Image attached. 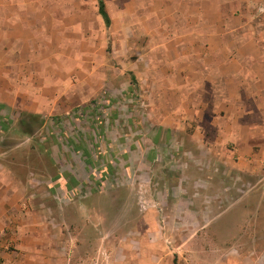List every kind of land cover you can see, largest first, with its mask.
<instances>
[{
  "label": "crops",
  "instance_id": "crops-1",
  "mask_svg": "<svg viewBox=\"0 0 264 264\" xmlns=\"http://www.w3.org/2000/svg\"><path fill=\"white\" fill-rule=\"evenodd\" d=\"M102 1L106 14L100 0H0V130L102 93L139 99L149 126L135 134L170 153L182 168L174 194L194 203L175 211L172 230L191 233L177 264H264L263 212L238 205L251 195L241 184H264L252 177L264 168V0ZM7 150L0 264H82L85 245ZM91 247L100 264L106 241Z\"/></svg>",
  "mask_w": 264,
  "mask_h": 264
},
{
  "label": "rangeland",
  "instance_id": "rangeland-1",
  "mask_svg": "<svg viewBox=\"0 0 264 264\" xmlns=\"http://www.w3.org/2000/svg\"><path fill=\"white\" fill-rule=\"evenodd\" d=\"M138 100L102 93L69 113L13 117L7 131L0 130V148L8 149L4 157L19 163L23 176L42 180L36 192L72 231L73 243L85 245L78 249L82 264H98V249L91 245L99 239L107 246L100 264H177L183 254L178 244L191 234L172 230L178 204L194 203L176 198L182 168L170 163V153L162 158L161 151L152 152V137L135 134L149 126ZM51 177L62 182L67 177L69 188L49 185ZM252 177L263 178L264 168ZM240 186L251 195L238 205L260 208L264 218V184Z\"/></svg>",
  "mask_w": 264,
  "mask_h": 264
},
{
  "label": "trees",
  "instance_id": "trees-1",
  "mask_svg": "<svg viewBox=\"0 0 264 264\" xmlns=\"http://www.w3.org/2000/svg\"><path fill=\"white\" fill-rule=\"evenodd\" d=\"M100 8H101V12H102L103 14H106V13H105V9H104V4H103V1H102V0H100Z\"/></svg>",
  "mask_w": 264,
  "mask_h": 264
}]
</instances>
